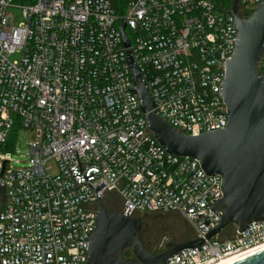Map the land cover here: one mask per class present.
Instances as JSON below:
<instances>
[{"label":"built area","instance_id":"built-area-1","mask_svg":"<svg viewBox=\"0 0 264 264\" xmlns=\"http://www.w3.org/2000/svg\"><path fill=\"white\" fill-rule=\"evenodd\" d=\"M261 1L237 0V15L249 18ZM233 2L0 0V264H41V246L45 264H86L97 210L89 184L103 182L99 196L115 192L130 218L177 212L194 239L209 233L197 215L214 228L209 206L222 196L221 177L159 145L133 92L127 52L171 127L190 136L222 130ZM14 6L22 9L17 25L7 12ZM258 69L264 77V51ZM20 130L38 138L28 146L30 165L13 170ZM219 236L166 264H213L259 246L264 221Z\"/></svg>","mask_w":264,"mask_h":264},{"label":"water","instance_id":"water-1","mask_svg":"<svg viewBox=\"0 0 264 264\" xmlns=\"http://www.w3.org/2000/svg\"><path fill=\"white\" fill-rule=\"evenodd\" d=\"M236 10L234 0L230 12L237 38L232 57L224 64L225 77L219 90L228 113L222 130L190 136L171 127L154 110L146 83L127 52L134 74L133 92L159 145L169 154L196 159L207 175L221 177L222 196L209 206L219 222L210 230L202 215L195 213L209 233L203 239L168 242L164 251L154 254L141 242V220L128 217L129 209L126 216L122 212L109 213L99 196L105 184L102 182L95 189L89 184L96 196L97 210L86 264H166L174 255L201 246L230 226L241 233L252 222L264 221V77L258 69L264 51V0L249 18H240ZM121 33L124 46L128 47L124 26ZM126 249L133 258H124ZM41 264H45L44 246ZM238 264H264V252Z\"/></svg>","mask_w":264,"mask_h":264},{"label":"rangeland","instance_id":"rangeland-1","mask_svg":"<svg viewBox=\"0 0 264 264\" xmlns=\"http://www.w3.org/2000/svg\"><path fill=\"white\" fill-rule=\"evenodd\" d=\"M8 14L13 16V23L17 25L22 18V9L20 7H9ZM11 61L18 60L17 55L10 57ZM38 138L37 132L28 130H20L15 135L14 151L10 155L12 159L11 168L13 170H23L30 165L31 158L28 153L29 144L36 141ZM56 167L50 164V173H56ZM117 195L115 192H108L103 203L109 211L116 210ZM142 225L147 230L145 232L144 242L152 252H162L165 250L168 242H181L192 236L194 231L187 220L177 212L169 213H150L140 217ZM233 232L229 229L220 236L221 240L230 239ZM148 235V236H147Z\"/></svg>","mask_w":264,"mask_h":264},{"label":"bare ground","instance_id":"bare-ground-1","mask_svg":"<svg viewBox=\"0 0 264 264\" xmlns=\"http://www.w3.org/2000/svg\"><path fill=\"white\" fill-rule=\"evenodd\" d=\"M262 252H264V243L249 250H246L244 252H241L240 254L227 256L221 259L219 262L213 264H238L253 256L261 254Z\"/></svg>","mask_w":264,"mask_h":264},{"label":"trees","instance_id":"trees-1","mask_svg":"<svg viewBox=\"0 0 264 264\" xmlns=\"http://www.w3.org/2000/svg\"><path fill=\"white\" fill-rule=\"evenodd\" d=\"M125 2H126V0H115V4H116L117 7L120 6V5H122V4H124ZM116 195H117V194H116ZM106 196H107V194L105 195V197H106ZM105 197H104V198H105ZM104 198L102 199V203H103ZM116 198H117V203L115 202V204H116V210H115L114 212L119 213L118 210H120V201H119V199H118V196H117ZM103 207H104L109 213H114L113 211H109V210L105 207V204H104V203H103ZM139 219H140V218H139ZM140 220H141V219H140ZM229 229L233 232V234H232V236H233V235H234L235 228L232 227V226H230V227L226 228L224 231H222V233L220 234V236L223 235L225 232H227V230H229ZM220 236H219V237H220ZM140 239H141V238H140ZM191 240H194V236H192V237H190V238H188V239H186V240H184V241L176 242V243H182V242L191 241ZM141 242L143 243V245H144L147 249L151 250V249L148 247V244L145 243L143 239H141ZM153 253H154V254H158V252H153ZM123 256H124V258H133V254H132V252H131L130 250H128V249H126V250L123 251Z\"/></svg>","mask_w":264,"mask_h":264},{"label":"flooded vegetation","instance_id":"flooded-vegetation-1","mask_svg":"<svg viewBox=\"0 0 264 264\" xmlns=\"http://www.w3.org/2000/svg\"><path fill=\"white\" fill-rule=\"evenodd\" d=\"M118 212H120V210H118ZM147 230L144 228V225H142V230H141V232H140V238L141 239H144V237H146L145 235V232H146ZM148 236V235H147Z\"/></svg>","mask_w":264,"mask_h":264}]
</instances>
